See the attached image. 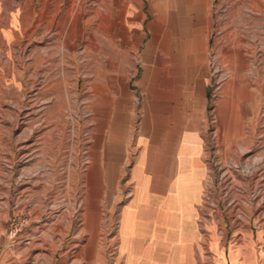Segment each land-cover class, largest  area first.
I'll return each mask as SVG.
<instances>
[{
	"label": "rangeland",
	"instance_id": "1",
	"mask_svg": "<svg viewBox=\"0 0 264 264\" xmlns=\"http://www.w3.org/2000/svg\"><path fill=\"white\" fill-rule=\"evenodd\" d=\"M161 21L148 0H0V239L21 243L15 264L126 263L138 133L154 140L157 106L193 99L187 74L205 89L210 260L264 264V0H214L197 32Z\"/></svg>",
	"mask_w": 264,
	"mask_h": 264
},
{
	"label": "crops",
	"instance_id": "2",
	"mask_svg": "<svg viewBox=\"0 0 264 264\" xmlns=\"http://www.w3.org/2000/svg\"><path fill=\"white\" fill-rule=\"evenodd\" d=\"M213 1L148 0V8L164 24L193 25L197 32V27L212 23ZM141 2L138 7H142ZM194 78L187 74L178 84L184 95L188 90L193 99L182 98L183 92H179L171 107L157 106L154 140L148 142L145 134L138 133L139 154L132 166L138 188L123 206L118 230L120 248L127 257L125 264H201L197 254L201 246L202 264H212V230L202 229L197 208L203 185L200 175L206 170L202 131L205 89ZM148 152L156 153L153 162ZM171 152L175 157L173 175L165 159V154ZM151 169L159 173L147 174L146 170ZM142 170L146 174L141 176ZM20 244L9 246L0 239V264H15L14 254Z\"/></svg>",
	"mask_w": 264,
	"mask_h": 264
}]
</instances>
